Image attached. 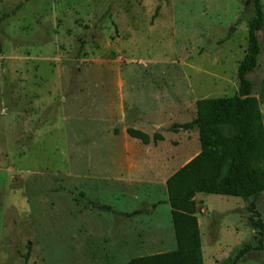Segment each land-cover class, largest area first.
<instances>
[{"label": "rangeland", "instance_id": "rangeland-1", "mask_svg": "<svg viewBox=\"0 0 264 264\" xmlns=\"http://www.w3.org/2000/svg\"><path fill=\"white\" fill-rule=\"evenodd\" d=\"M2 13L0 264L123 263L174 248L159 175L200 146L195 128L168 127L192 120L196 99L237 91L253 0H0ZM256 35L246 78L264 126V21ZM127 126L165 140L142 145ZM196 200L203 264H264L249 221L253 202L264 222V191Z\"/></svg>", "mask_w": 264, "mask_h": 264}, {"label": "trees", "instance_id": "trees-1", "mask_svg": "<svg viewBox=\"0 0 264 264\" xmlns=\"http://www.w3.org/2000/svg\"><path fill=\"white\" fill-rule=\"evenodd\" d=\"M253 5L255 17L248 23L246 52L236 70L237 91L231 96L196 99L195 117L182 123L173 122L168 127L171 132L195 128L200 146L199 152L165 181L175 248L109 264H203L195 194L248 198L264 191V126L258 101L251 92V82L246 78L256 66L259 53L256 32L263 27L264 21L260 0H253ZM9 15L0 14V23ZM125 131L143 144L150 141L156 144L163 139L157 131L152 136L131 126ZM97 207L111 210L108 205ZM249 210L252 213L250 224L257 229V248L261 249L264 222L255 211L253 202ZM245 250L246 247L238 255Z\"/></svg>", "mask_w": 264, "mask_h": 264}, {"label": "crops", "instance_id": "crops-1", "mask_svg": "<svg viewBox=\"0 0 264 264\" xmlns=\"http://www.w3.org/2000/svg\"><path fill=\"white\" fill-rule=\"evenodd\" d=\"M181 123H182V122H181ZM154 125L157 126V124H154ZM134 128H138V129L141 130V128H139V127H137V126L134 127ZM125 132H126V131H125ZM157 132H159V131H157ZM179 132H186V130H179ZM153 133H154V132H153ZM159 133H161V132H159ZM195 133L197 134V130H196V129H195L194 134H195ZM161 134H162V133H161ZM162 135H163V134H162ZM151 136H152V135H151ZM131 138H132V137H131ZM196 138H197V139L194 141V144L192 145V146H193V149H194L195 147H197L196 145H197V140H198V134L196 135ZM133 139H134V140H138V139H136V138H133ZM164 140H165V136L163 135V139H162V140H159V141H157V142H163ZM138 141L141 142L140 140H138ZM149 143H152L153 145H155L152 141H150ZM149 143H148V144H149ZM141 144H142V145H148V144H143L142 142H141ZM199 150H200V147H199V149H198V151H197L196 153H198ZM190 151H191V149H190ZM189 153H190V152H189ZM189 153H188V154H189ZM196 153H195V154H196ZM195 154H194V155H195ZM194 155H193V156H194ZM193 156H192V157H193ZM169 158H170V157H169ZM190 158H191V157H190ZM190 158H189V159H190ZM174 159H175V158H174ZM174 159H173V160H174ZM173 160H172V161H173ZM172 161H171V162H172ZM187 161H188V160H186V162H187ZM184 163H185V162H184ZM170 164H171V163H170ZM164 165H165V164H164ZM182 165H183V164H182ZM182 165H181V166H182ZM179 167H180V166H179ZM179 167H178V168H179ZM178 168H176L175 170H177ZM175 170H174V171H175ZM174 171H173V172H174ZM173 172H170V174H167V175H165V176L159 175V177H160L161 180H162V185H163V186H165V181H166L167 177H168L169 175H171ZM149 174H150V175H149ZM144 175L147 176V178H146L147 180H152V179L154 180V178H152L153 176H151V170H148V169H147V173L144 174ZM153 175H154V174H153ZM155 175H156V174H155ZM202 195H203V194L200 193L199 196L202 197ZM165 199L167 200V196H166ZM165 199H162L161 201H165ZM159 202H160V201L155 202V205H154V206H153L152 204H149V205H151V206H149V207H154V209L152 210V212L149 213V215H147V217L152 216V215H156V210H157L156 205H158ZM168 204H169V203H168ZM168 208H169V209H168V215H170V206H169V205H168ZM154 211H155V212H154ZM153 212H154V213H153ZM152 217H153V216H152ZM154 221H155V220H154ZM170 221H171V217H170ZM171 226H172V223H171ZM199 229H200V228H199ZM116 230H117V229H116ZM116 230H112V232H111V231H108V235L114 237V239H113V240H110V242L107 243V245L110 246V247H108V248L112 249L113 251H115V252H120V249L117 250L118 248H120V246H119V244H118V241H119V242H122L123 240L121 241V240L119 239V235H120L119 233H121V231H120L118 234H116ZM172 231H173V227H172ZM155 232H156V231L154 230V232L151 233V236H152L153 234H155V235L158 236V233L156 234ZM149 235H150V234H149ZM153 236H154V235H153ZM154 237H155V236H154ZM154 237H151V239H153ZM173 237H174V232H173ZM149 239H150V238H149ZM149 239H147V242H149ZM174 241H175V238H174ZM154 242H155V240H151V242H149V243L153 244ZM162 244H163V243H162ZM172 244H173V243H172V240H171V244H170L171 247L173 246ZM153 245H155V244H153ZM153 245H152V246H153ZM118 246H119V247H118ZM156 246H157V245H156ZM160 246H161V245H160ZM175 246H176V245H175ZM174 248H175V247H174ZM174 248H172L171 250H173ZM168 251H169V250H168Z\"/></svg>", "mask_w": 264, "mask_h": 264}, {"label": "water", "instance_id": "water-1", "mask_svg": "<svg viewBox=\"0 0 264 264\" xmlns=\"http://www.w3.org/2000/svg\"><path fill=\"white\" fill-rule=\"evenodd\" d=\"M199 195H200V193H196L195 196H194V198L198 197Z\"/></svg>", "mask_w": 264, "mask_h": 264}]
</instances>
